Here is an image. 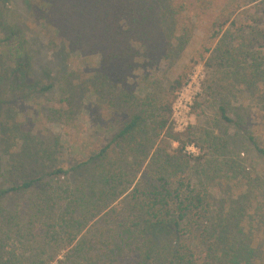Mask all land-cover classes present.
<instances>
[{
    "label": "trees",
    "instance_id": "1",
    "mask_svg": "<svg viewBox=\"0 0 264 264\" xmlns=\"http://www.w3.org/2000/svg\"><path fill=\"white\" fill-rule=\"evenodd\" d=\"M6 1L0 0V9ZM184 1L26 0L31 16L35 10L42 13L46 48L53 46L59 54L54 65L45 64L55 76L46 84L29 80L37 68L24 24L2 28L4 92L25 98L27 92L57 88L60 98L45 117L68 123L89 91L97 108L106 106L119 119L104 144L66 169L49 163L65 145L59 136L44 130L41 136L23 135L18 125L10 135L0 119V143L19 141L12 160L5 164L0 157V264H264V237L255 232L264 225V214L257 215L259 203L249 210L246 200L257 198L258 182L246 175L240 150L252 140L242 119L247 112L238 107L229 114L220 97L215 118L176 132L171 102L183 76L168 79L167 85L161 80L144 84L143 94L121 83L122 71L131 69L137 56L145 65L165 60L167 73L179 63L188 42ZM227 33L231 36L228 30L219 39L207 66L226 69L233 93L254 95L264 68L251 50L229 48L222 41ZM250 38L252 45L255 37ZM74 51L93 73L68 68ZM97 52L98 65L93 62ZM213 58L218 61L211 64ZM187 145L200 154L188 152ZM257 152L264 156L262 148ZM232 180L247 183L236 198L230 195ZM215 184L225 187L216 204ZM10 194L20 198L12 208L4 202Z\"/></svg>",
    "mask_w": 264,
    "mask_h": 264
},
{
    "label": "rangeland",
    "instance_id": "2",
    "mask_svg": "<svg viewBox=\"0 0 264 264\" xmlns=\"http://www.w3.org/2000/svg\"><path fill=\"white\" fill-rule=\"evenodd\" d=\"M184 2L187 7L181 12V18L182 25L188 30V42L179 63L172 68L170 73H167L168 68L165 60L159 58L156 65L151 63L145 65L141 61L143 59L137 56L134 59L133 67L122 71L120 78L125 81L121 83L129 84L133 87L134 92L143 94L146 90L143 88L144 84L161 80L167 85L168 79L173 80L179 75L183 76V83L171 102L170 122L176 132L191 123H203L207 117L215 118L217 103L222 101L220 97L224 98V104L228 106L229 114L238 107L246 111L247 114L242 119L246 120L244 128L249 131L246 135L252 136V140L248 143V148L243 145L240 150L246 175L258 182L255 184L254 192L257 198L248 196L246 200L249 210L251 204L259 203L257 215L262 216L264 214V156L259 155L257 147L264 150V81L259 82L254 95L246 91L245 93L244 91L233 93L232 85L229 83L231 77L226 69L216 70L213 66L211 68L210 65L207 66V63L210 64L209 58L214 55L219 39L226 31L230 30L231 36L227 33L222 41L226 42L229 48L233 47L239 52L251 50L255 62L261 63L264 68V0H211L210 4H207L206 0H203L204 3L199 0H185ZM227 3L230 5L227 6ZM31 11L26 0H7L0 9V32L2 28L7 30L9 27H13L16 22L24 24L28 35L27 40L30 41L28 50L33 62L32 66L37 68L36 75L34 77L29 75V80H33L36 84H46L55 76L47 70L45 64L50 66L52 63L54 65L59 54L57 55L58 52L53 49V46L46 48L47 37L43 30L42 13L35 10L31 16ZM223 22L226 23L222 26ZM251 34L255 37V43L252 45H250L253 42L250 38ZM239 43L243 45L240 49L236 47ZM225 47V44L221 46L222 49ZM100 60V54L94 53L93 62L98 65ZM80 61V53L74 51L67 66L70 70L81 68L84 74L93 73L94 67L91 64L86 62V65H81ZM214 61L217 62L218 59L213 58L211 64ZM4 67L5 64L0 61L1 98L3 101L0 119L8 126L10 135L14 134V125H18L23 135L31 133L41 136L40 134L44 130L59 136L65 145L58 154L53 156L52 153H49L52 154L53 159L49 162L51 165L55 164L56 167L66 169L79 162L98 146L104 144L114 130L112 128L117 127L118 116L106 106L97 108L96 96L89 91H86L80 98V112L75 115L73 120L63 123L46 118L45 114L49 108L56 105L60 98L58 89L45 93L27 92L25 98L23 94L19 93L8 95L9 91H3L8 82L5 81L4 71L1 69ZM144 75L148 77L146 81L142 80ZM237 88H242V86ZM213 91L214 94L207 96V101L204 103L202 100L206 97L205 94ZM166 99L168 100L169 97ZM195 101L198 102L196 106ZM10 110L11 112H9ZM232 132L230 129L229 133L232 134ZM2 140L0 135V141L3 143ZM172 145L176 146V143H172ZM18 146V139H15V143L13 141H9L5 145L0 143L2 163L6 164L10 159L12 160L11 157L16 154ZM186 150L194 155L200 154L199 149L192 145H187ZM142 172L141 169L137 180L140 176L142 178ZM230 183V195H233L234 198L241 190L247 188L245 181L232 180ZM4 186H9V183L5 182ZM220 188L224 189L225 187L215 184L211 189V195L215 197V204L221 198ZM119 200L121 198H118L115 203L119 204ZM4 202L12 208L16 206V203H20V198L18 195L11 196L10 194ZM255 232L256 237H264V225H258Z\"/></svg>",
    "mask_w": 264,
    "mask_h": 264
},
{
    "label": "built area",
    "instance_id": "3",
    "mask_svg": "<svg viewBox=\"0 0 264 264\" xmlns=\"http://www.w3.org/2000/svg\"><path fill=\"white\" fill-rule=\"evenodd\" d=\"M186 126H187V125H186ZM186 126H184L183 129H180V131L184 130ZM175 129H177V128H175Z\"/></svg>",
    "mask_w": 264,
    "mask_h": 264
}]
</instances>
